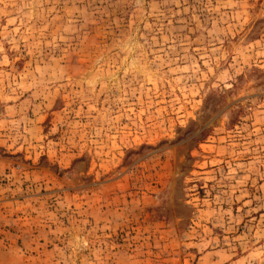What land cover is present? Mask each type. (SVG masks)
Segmentation results:
<instances>
[{
    "label": "rangeland",
    "instance_id": "rangeland-1",
    "mask_svg": "<svg viewBox=\"0 0 264 264\" xmlns=\"http://www.w3.org/2000/svg\"><path fill=\"white\" fill-rule=\"evenodd\" d=\"M0 264H264V0H0Z\"/></svg>",
    "mask_w": 264,
    "mask_h": 264
}]
</instances>
